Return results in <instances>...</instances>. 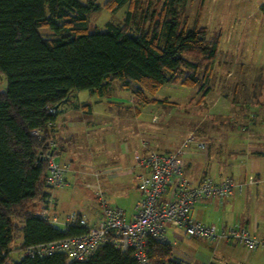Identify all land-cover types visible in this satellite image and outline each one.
<instances>
[{
  "label": "trees",
  "instance_id": "trees-1",
  "mask_svg": "<svg viewBox=\"0 0 264 264\" xmlns=\"http://www.w3.org/2000/svg\"><path fill=\"white\" fill-rule=\"evenodd\" d=\"M188 3L108 0L105 7L111 11L128 5L126 22H108L104 32H90L89 14L101 8L99 3L0 0V74L7 81L6 89L0 90V264H139L131 251L110 243L85 261L68 260L62 252L13 261L10 252L16 238L24 251L86 231L79 224L57 227L33 204L47 196L48 164L40 153L51 140L54 126L49 125L56 123L59 107L72 93L88 90L104 97L119 80L138 104H164L167 100L148 94L165 83L194 86L209 81L220 41L209 39L205 27L181 20L183 12L177 6L185 8ZM144 5L151 9L148 25L140 22L133 28L135 11ZM148 262L181 264L170 242L155 239L148 243Z\"/></svg>",
  "mask_w": 264,
  "mask_h": 264
},
{
  "label": "rangeland",
  "instance_id": "rangeland-1",
  "mask_svg": "<svg viewBox=\"0 0 264 264\" xmlns=\"http://www.w3.org/2000/svg\"><path fill=\"white\" fill-rule=\"evenodd\" d=\"M80 1L101 5L98 11L89 14L90 32H104L108 22H126L127 4L111 11L105 7L108 0ZM177 7L183 12L181 20L188 26L205 27L209 39L220 41L209 81L203 84L201 80L194 86L165 83L155 94H148L150 98L167 100L164 104H138L137 97L123 88L119 80L112 83L110 93L104 97L88 90L72 93L71 106L87 107L83 111L73 106L67 119L71 122L70 132L74 139L71 149L79 156L76 167L79 173L73 174L71 181L67 179L65 186L70 191L67 197L70 205L75 203L76 208L84 210L95 208L97 201L92 196L95 189L88 188V192L76 182L92 184L90 174L94 176L105 163L117 161L122 144L132 149L142 138H147V128H154L159 137L179 138V141L188 132L193 133L188 138L205 134L202 139L195 138L204 143V148L190 144L189 149L210 153L212 159L228 160L232 165L240 157V147L229 143L232 138L251 131H264V0H189L185 8ZM147 9L144 5L135 11L131 20L133 28L140 22L148 25L151 9ZM39 32L50 34L47 28H39ZM202 71L198 72L200 78ZM6 86V77L0 74V90H5ZM60 109L66 111L68 106L62 105ZM229 131L232 134L226 133ZM206 134L212 135V140ZM254 149L250 147L249 150ZM63 217L60 213L59 220ZM56 226L63 228L61 223ZM187 239L183 242L169 239L173 244V256L183 260L185 257L181 254L186 253L191 259H184L182 264H196L194 241L199 237ZM20 245L21 239L16 238L11 245V260L18 261L24 256Z\"/></svg>",
  "mask_w": 264,
  "mask_h": 264
},
{
  "label": "crops",
  "instance_id": "crops-1",
  "mask_svg": "<svg viewBox=\"0 0 264 264\" xmlns=\"http://www.w3.org/2000/svg\"><path fill=\"white\" fill-rule=\"evenodd\" d=\"M70 104V101L64 104L65 107L68 106L66 111L59 107L60 114L50 132L51 140L56 143L54 157L57 162L68 168L66 179L69 181H71L70 178L72 179L73 174L79 173L76 168L79 156L71 149L74 139L73 133L70 132L71 122H68L67 119L73 106L75 110L83 111H86L87 107L82 104L73 106ZM87 109L91 111V107ZM60 122H64V124H60ZM262 124L264 125V121ZM146 132L147 138H142L132 149L122 144L117 161L105 163L103 169L96 171L95 177L91 173L92 184L76 182V185L87 188L88 192V188L95 189V192L101 189L111 205L123 209L127 218L132 219L136 206L141 199L137 176L145 171L144 167L137 165V155L144 157L153 151L161 153L180 151L183 159L182 175L192 182L197 183L204 176H210L217 181L230 178L244 184V190L241 194L223 199L217 197L200 199L193 207L194 217L203 223L215 224L218 227L247 228L255 236L264 237V131L260 133L251 131L246 135L232 138L229 143L240 147L239 161H234L235 165H232L228 160L212 159L210 153H200L189 149L191 143L185 145L183 142L188 139L189 134H193L191 132L185 134L181 141L179 138L159 137L154 128H147ZM226 133L232 134V131ZM204 135L201 134L194 138L202 139ZM208 135L206 134V137L212 140V135ZM250 147L256 149L251 152ZM45 192L53 197L50 207L45 204L43 198L36 199L37 203L34 201V207L42 214H44V210L48 209L58 219L61 213L64 217L59 220V223L62 224L63 228L66 217L72 212H77L85 217L89 224L102 223V212L98 207V202L92 210H84L83 208H76L75 203L70 205L67 200L70 191H67V187L51 190H47L45 187ZM95 192L92 195L93 198H96ZM127 203H130L131 208H128ZM166 233L169 235L167 236L168 240L172 238L177 242H183L187 238L191 239L182 227L172 224L166 226ZM194 242L197 248L195 255L198 256L196 264H264L263 248L249 250L241 243L227 240L199 238L195 239ZM181 257H185L186 260L191 259L186 253L181 254ZM183 260L179 259L178 261L182 264Z\"/></svg>",
  "mask_w": 264,
  "mask_h": 264
},
{
  "label": "built area",
  "instance_id": "built-area-1",
  "mask_svg": "<svg viewBox=\"0 0 264 264\" xmlns=\"http://www.w3.org/2000/svg\"><path fill=\"white\" fill-rule=\"evenodd\" d=\"M55 108L51 112H55ZM49 126H55V123ZM39 134V131H35ZM195 144L204 148V143L189 137L184 144ZM56 143L49 140L40 156L48 164L45 187L47 190L68 185V168L61 165L54 157ZM137 165L145 168L138 174L141 199L136 206L132 219H128L123 209L109 203L101 189L96 192V199L102 212L101 224H89L85 217L72 212L66 217L64 228L73 225L84 226L86 231L59 240L27 246L24 255L43 257L55 252H62L68 260L85 261L105 243H110L121 251H131L139 264H149L148 243L151 239L169 242L166 235L168 224L182 227L189 237L208 240H227L241 243L249 250L264 249V237H257L247 228L218 227L197 220L193 207L200 199L217 197L220 199L241 194L244 184L227 178L217 181L204 176L197 183L182 175L183 159L180 151L171 153L150 152L136 157ZM46 205L53 202L47 194L43 198ZM50 223L56 225L59 219L48 209L43 214Z\"/></svg>",
  "mask_w": 264,
  "mask_h": 264
}]
</instances>
